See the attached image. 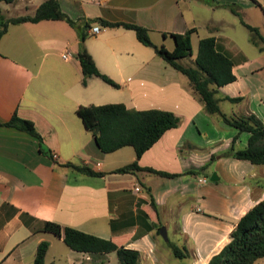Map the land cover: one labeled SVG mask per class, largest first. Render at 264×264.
Masks as SVG:
<instances>
[{
	"label": "crops",
	"instance_id": "obj_1",
	"mask_svg": "<svg viewBox=\"0 0 264 264\" xmlns=\"http://www.w3.org/2000/svg\"><path fill=\"white\" fill-rule=\"evenodd\" d=\"M43 1L0 2V11L6 17L32 15ZM58 1L73 24L61 19L10 23L0 38V264H34L41 241L49 243V264H104L110 257L70 249L62 237L42 229L45 221L135 249L138 264H207L230 240L240 217L264 198V166L231 156L211 161L232 144L245 148L249 133L207 113L187 77L133 30L100 20L143 26L154 44L168 50L174 47L172 34L193 29L196 51L192 48L189 63L199 40L214 36L217 49L231 57L235 76L217 89L220 112L253 113L264 121V51L241 22L256 27L264 20V0ZM81 44L118 87L95 76L82 85L76 58ZM65 51L70 58H62ZM108 103L167 110L180 118L137 159L141 167L175 176L114 171L135 160L134 149L101 151L76 113L80 105ZM13 115L32 121L50 155L35 136L7 124ZM158 223L166 227L168 240L186 249V257H174L159 240Z\"/></svg>",
	"mask_w": 264,
	"mask_h": 264
},
{
	"label": "trees",
	"instance_id": "obj_2",
	"mask_svg": "<svg viewBox=\"0 0 264 264\" xmlns=\"http://www.w3.org/2000/svg\"><path fill=\"white\" fill-rule=\"evenodd\" d=\"M14 1L0 0L4 3ZM231 10L233 13L238 14L233 8ZM42 19H61L73 24L72 20L62 12L58 0H45L32 15L6 17L0 11V38L6 32L10 23L36 22ZM100 21L105 26H122L133 30L137 39L143 45L153 48L174 69L187 77L189 87L198 96L207 113L218 114L228 125L239 131L249 133L245 148L237 149L232 144L228 150L212 156L211 161L216 157L231 156L247 160L254 165L264 166V121L253 113L226 116L220 112L219 98L216 96L217 89L226 83L232 82L235 76L232 72L233 61L231 57L217 49L214 36L201 38L192 65H185L181 62V59L190 57L192 54L191 33L193 29H188L184 33L172 34L174 47L172 50H168L164 45L154 44L149 37L148 30L143 26L124 22ZM241 22L250 32V41L258 47L259 51H264V37L259 30L242 19ZM84 37V34L81 35V40ZM76 58L82 71V85L85 86L88 79L95 76L113 87H118L114 80L99 71L91 54L83 44L80 45ZM225 99L230 102H239L242 98L225 97ZM76 113L86 129L93 134L101 151L110 153L124 146H131L134 149L135 160L115 169V172L148 171L163 176L176 175L149 167H141L137 161L141 154L149 149L166 130L179 124L180 118L173 112L161 109L135 110L126 108L122 103H108L80 105ZM7 124L35 136L39 140L40 150L50 155L49 151L43 147L42 138L36 131L32 121L13 115ZM64 165L78 172L92 173L88 167L81 164L66 163ZM205 167L206 165L202 166L200 170ZM151 206L158 213L153 201H151ZM161 226L158 223L155 230V235L159 240L170 248L174 257L179 259L186 257L187 252L184 247H179L170 240L164 241L160 238L159 229ZM42 229L62 237L63 242L72 250L88 253L113 251L119 264L139 263V251L118 246L111 240L102 239L71 227H63L50 221H45ZM48 247L49 243L47 241H41L38 244L34 264L45 263ZM261 257H264V198L240 217L230 232V240L209 259L207 264H256L257 259Z\"/></svg>",
	"mask_w": 264,
	"mask_h": 264
},
{
	"label": "rangeland",
	"instance_id": "obj_3",
	"mask_svg": "<svg viewBox=\"0 0 264 264\" xmlns=\"http://www.w3.org/2000/svg\"><path fill=\"white\" fill-rule=\"evenodd\" d=\"M263 22H264V20L261 19L260 22H255V25H256V28L258 30H260L264 35V24H263ZM246 32H248V31L245 28H242V34H244V37H245ZM192 48H193V52H195L196 51V42L195 41H194ZM190 58L191 57H187V58L181 60V62L184 63L185 65H192V63H189V61H188V59H190ZM108 254L110 257L105 259L104 264H119L118 259L116 257V254L113 251L108 252ZM93 258L97 259V257L95 255H93ZM45 264H49V262L46 261ZM256 264H264V257L257 259Z\"/></svg>",
	"mask_w": 264,
	"mask_h": 264
},
{
	"label": "built area",
	"instance_id": "obj_4",
	"mask_svg": "<svg viewBox=\"0 0 264 264\" xmlns=\"http://www.w3.org/2000/svg\"><path fill=\"white\" fill-rule=\"evenodd\" d=\"M93 32H98V27H94L93 28ZM70 56H71V54L69 53V51H65L63 54H62V58L63 59H68V58H70ZM206 180H205V178H198V182L199 183H204ZM135 190L137 191V190H139V186L137 185L136 187H135Z\"/></svg>",
	"mask_w": 264,
	"mask_h": 264
},
{
	"label": "water",
	"instance_id": "obj_5",
	"mask_svg": "<svg viewBox=\"0 0 264 264\" xmlns=\"http://www.w3.org/2000/svg\"><path fill=\"white\" fill-rule=\"evenodd\" d=\"M210 180H216L215 178V173H213L210 177ZM159 234L160 236L163 238L164 241H167L168 240V237H167V232H166V227L165 226H161L160 229H159Z\"/></svg>",
	"mask_w": 264,
	"mask_h": 264
}]
</instances>
